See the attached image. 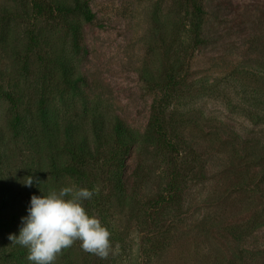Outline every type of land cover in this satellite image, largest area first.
Returning <instances> with one entry per match:
<instances>
[{"label": "rangeland", "instance_id": "obj_1", "mask_svg": "<svg viewBox=\"0 0 264 264\" xmlns=\"http://www.w3.org/2000/svg\"><path fill=\"white\" fill-rule=\"evenodd\" d=\"M84 1L94 18L73 17L74 36L64 17H36L30 0H0L1 195L5 185L29 206L71 184L94 192L83 206L109 231L108 255L76 241L54 264H264V0H198L201 42L186 0ZM30 30L47 58L31 55L23 72ZM116 121L134 141L122 195L105 161ZM68 124L101 154L82 184L51 172L69 160ZM9 231L0 264H32Z\"/></svg>", "mask_w": 264, "mask_h": 264}, {"label": "trees", "instance_id": "obj_2", "mask_svg": "<svg viewBox=\"0 0 264 264\" xmlns=\"http://www.w3.org/2000/svg\"><path fill=\"white\" fill-rule=\"evenodd\" d=\"M186 1L189 2L194 12V21H192L191 24L193 37L196 42H201L203 41L201 34L203 25L202 16L204 14V10L202 9V5L198 0ZM30 2L36 17L54 19L60 18L62 16L69 20V27L71 28L72 34L74 36L77 34V29L79 26L73 22V17L76 15H81L87 22L92 21L94 18V14L90 6L84 0H65L54 5L48 0H30ZM38 42V34L30 30L26 52L21 57V69L23 72L27 71L28 61L31 55H37L40 60H46L47 56L41 55L38 51ZM56 63L60 66L65 83L70 84L72 82V75L68 74V64L60 59L57 60ZM4 95H6L13 107L17 106V100L12 93L8 91L5 92ZM41 105L43 106L44 104ZM45 116L46 110L40 111L39 117ZM100 122V117L93 121V134L97 141L103 139V130ZM159 130L160 128L158 131ZM110 134L112 138L115 139L116 147L111 151V154L108 155V158L104 160L109 163V177L113 188L117 191V193L122 195V193H125V179L123 175L125 159L129 155L133 145V135L121 121H116V123L111 127ZM162 137L164 140L166 139L165 134H162ZM64 138L65 142L63 144V148L67 152L69 160L60 167L52 165L51 172L55 176L69 177L82 184L87 179L90 167L99 161V155H101L99 147L92 148L87 137L85 136L77 139L72 126L69 124L65 126ZM167 143L170 146H173L170 141H167ZM104 162L102 164H104ZM1 190L3 192V196L0 193V233L10 232L9 230L12 227H14L19 232L21 227V217L27 215L28 206L26 201H24L21 197H18L14 200L9 197L8 193L10 190L5 185L2 186ZM7 208H9V211H6ZM11 254V252L6 253V258L11 257Z\"/></svg>", "mask_w": 264, "mask_h": 264}, {"label": "clouds", "instance_id": "obj_3", "mask_svg": "<svg viewBox=\"0 0 264 264\" xmlns=\"http://www.w3.org/2000/svg\"><path fill=\"white\" fill-rule=\"evenodd\" d=\"M25 177L22 184L31 187L34 178ZM93 195V191L75 184L51 190L47 195H33L27 215L21 217L18 234L9 239L27 248V259L32 264H54L62 250L76 241H80L84 251L106 257L110 233L83 206V202Z\"/></svg>", "mask_w": 264, "mask_h": 264}]
</instances>
